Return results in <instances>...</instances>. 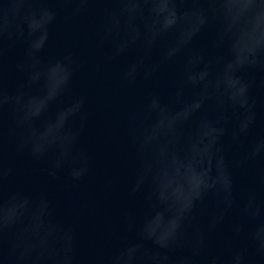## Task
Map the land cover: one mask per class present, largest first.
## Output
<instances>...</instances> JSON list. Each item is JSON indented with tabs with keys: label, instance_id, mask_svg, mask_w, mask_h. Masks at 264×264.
<instances>
[{
	"label": "clouds",
	"instance_id": "clouds-1",
	"mask_svg": "<svg viewBox=\"0 0 264 264\" xmlns=\"http://www.w3.org/2000/svg\"><path fill=\"white\" fill-rule=\"evenodd\" d=\"M48 3L71 4L73 15L92 3L117 5L102 10L100 42L114 43L109 61L129 50L141 53L122 73L128 83L183 60L172 97L149 95L133 125L131 192L142 193L144 212L139 218L126 212L121 222L134 235L86 258L77 223L58 219L45 192L6 190L13 174L9 148L34 163L48 160L47 175L63 172L73 186L93 169L80 146L87 98L73 90L79 61L72 52L42 57L57 20ZM209 26L212 58L192 48ZM16 45L23 55L15 70L24 78L9 90L5 58ZM154 50L158 62L149 64ZM248 71L264 73V0H0V264H200L202 256L205 264H251L249 245L264 260V202L255 192L238 199L235 180V169L264 159V136L248 141L242 159L225 146L226 137L244 145L257 122ZM209 202L215 211L207 226H196L198 210ZM234 209L227 254H212L210 234ZM242 236L247 244L238 243Z\"/></svg>",
	"mask_w": 264,
	"mask_h": 264
},
{
	"label": "water",
	"instance_id": "water-1",
	"mask_svg": "<svg viewBox=\"0 0 264 264\" xmlns=\"http://www.w3.org/2000/svg\"><path fill=\"white\" fill-rule=\"evenodd\" d=\"M46 6L57 11V20L51 27L42 57L47 60L72 52L79 61L73 90L75 95L87 98V124L80 146L91 156L93 169L85 181L73 186L63 172L59 178L47 175L44 170L49 167L48 160L34 163L27 154L9 148L5 160L13 174L6 182V190L45 192L55 204L58 219L77 223L80 255L86 258L105 253L124 237L134 235L126 232L121 222L126 212L137 218L144 212L142 193L131 192L135 176V168L130 162L133 125L141 117L149 95H159L165 101L172 97L180 80L183 60L178 57L161 63L149 78L141 76L128 83L122 78V73L141 53L129 50L109 61L107 57L112 54L114 43L100 42L102 10L113 9L117 5L92 3L81 15H73L74 6L71 4L48 3ZM213 38L214 29L209 26L193 39L192 48L203 49L206 57L212 58ZM22 55L20 45L11 48L6 55L5 86L9 90L24 78L15 70V64ZM147 62H158V52L154 50ZM244 75L253 81L251 94L256 99L257 122L244 145L238 146L225 138V146L233 159H242L252 138L264 136V73L248 71ZM235 180L238 199L255 192L258 201L264 202V159L235 169ZM213 211L211 202L199 209L195 225L206 227ZM237 218L238 211L234 209L210 234L212 254H227L223 245L231 238L233 221ZM238 243L244 245L247 241L242 236ZM249 258L251 264H264L251 245ZM200 264H205L203 256Z\"/></svg>",
	"mask_w": 264,
	"mask_h": 264
}]
</instances>
